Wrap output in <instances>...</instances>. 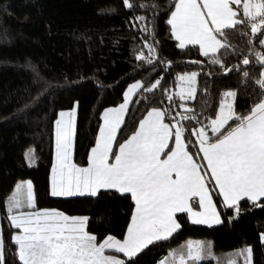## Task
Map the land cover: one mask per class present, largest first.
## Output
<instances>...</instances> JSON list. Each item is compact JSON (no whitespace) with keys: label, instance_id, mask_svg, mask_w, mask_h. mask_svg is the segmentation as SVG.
<instances>
[{"label":"trees","instance_id":"1","mask_svg":"<svg viewBox=\"0 0 264 264\" xmlns=\"http://www.w3.org/2000/svg\"><path fill=\"white\" fill-rule=\"evenodd\" d=\"M0 0V229L4 240L3 264H20L13 237L19 231L8 219L7 198L20 181H31L38 210H58L69 216L88 217L87 231L98 241L108 235L123 239L135 205L129 194L100 190L96 196L54 198L51 175L56 141L55 121L59 113L76 111L74 163L86 167L95 146L103 113L118 107L128 87L137 81L150 84L163 77L160 88L134 96L115 144L135 130L152 107H170L163 89H176V76L200 72L195 99L187 101L199 121L207 123L218 111L225 90H236L235 109L247 114L258 99L253 83L264 66L250 52L264 53L256 36H242L246 28L228 30L235 50H222L227 67L241 61V53L252 63L227 75L203 57L198 46L178 47L167 20L174 0ZM235 7V6H234ZM146 17L144 24L134 17ZM15 16V20L11 19ZM147 27L148 31H143ZM249 39L252 43L249 44ZM145 42L156 49L158 61L148 65L136 57L147 56ZM200 61L202 63H191ZM170 62V64L166 63ZM247 70L245 80L241 72ZM175 105L180 101L173 97ZM177 111H181L177 107ZM167 122V121H166ZM186 129L199 127L196 120L182 121ZM234 125V122H230ZM194 145L195 137L185 133ZM34 148L36 165L26 154ZM117 148L114 146L113 151ZM189 150L195 155V147ZM32 151V150H31ZM211 187V186H210ZM223 220L216 227L191 223L187 213L177 215L181 228L162 242L149 245L133 258L111 252L125 264H160L171 251L189 239L209 240L216 253L251 247L254 264H264V206L245 199L239 213L224 208L219 193L212 190ZM264 205V200L259 201ZM198 207V206H197ZM201 264H215L212 261Z\"/></svg>","mask_w":264,"mask_h":264},{"label":"snow or ice","instance_id":"2","mask_svg":"<svg viewBox=\"0 0 264 264\" xmlns=\"http://www.w3.org/2000/svg\"><path fill=\"white\" fill-rule=\"evenodd\" d=\"M123 3L128 9L134 7L130 0ZM133 19L140 24L146 21L143 15ZM167 24L180 49L198 46L200 54L227 75L252 63L249 55L241 53L239 64L225 65L222 50L232 49L235 54L228 30L246 28L240 35L256 36L264 45V0H174ZM143 31L147 32V27ZM145 48L147 56L141 51L138 60L148 65L160 62L152 44L145 42ZM250 55L264 66V53L253 51ZM241 75L245 80L250 78L247 70ZM199 76L198 71L177 74L178 91L163 89L170 107H152L138 122L137 130L117 146V133L132 102L130 98L140 92H154L161 87L163 77L150 84L132 83L123 102L103 113V125L86 167L78 166L72 158L75 110L59 113L55 121L57 164L52 169L51 195L96 196L101 189H115L131 196L135 210L123 239L108 235L98 241L86 230L88 217L36 209L31 181L21 182L7 198L8 219L19 230L13 241L20 264H125L106 252L114 250L133 258L149 245L169 240L181 228L177 220L180 213L189 214L194 224L221 223L212 190L219 193L224 208L236 213L245 199L264 206L259 204L264 200V71L253 81L259 89L258 99L247 114L235 109L238 92L225 90L218 111L207 123L199 121L186 103L195 99ZM174 96L179 98L178 106H173ZM191 120H196L199 127L186 129L182 121ZM186 132L195 137L194 145L186 141ZM190 146L195 147V155ZM26 158L31 163L34 153L30 151ZM194 201L198 211L193 208ZM251 252V248L242 249L227 264H239L240 257L243 264H250ZM3 257L0 229V264ZM210 258V245L189 240L160 264H201Z\"/></svg>","mask_w":264,"mask_h":264},{"label":"rangeland","instance_id":"3","mask_svg":"<svg viewBox=\"0 0 264 264\" xmlns=\"http://www.w3.org/2000/svg\"><path fill=\"white\" fill-rule=\"evenodd\" d=\"M11 19L12 20H15V16H11ZM176 91H178V89L176 88L175 89V91L174 92H176ZM135 96V95H134ZM134 96L133 97H131L130 99H131V101L134 99ZM131 104V103H130ZM130 106V105H129ZM129 109V108H128ZM128 109L126 110V113H125V115H124V117H123V122H124V119H125V117H126V114H127V111H128ZM68 112V111H67ZM59 118V117H58ZM75 121H76V111H75ZM103 125V124H102ZM122 125H123V123H122ZM122 125L120 126V128L122 127ZM120 128H119V130H120ZM119 130H118V132H119ZM118 134V133H117ZM74 143H75V134H74V137H73V149H74ZM55 146H56V141H55ZM31 150H32V152L34 153L35 151H34V148H31ZM30 150V151H31ZM30 151H27V153H29ZM35 156V155H34ZM27 161H28V159H27ZM36 163V161H34V162H31V163H29V161H28V164L30 165V166H34V165H36L35 164ZM21 182H26V181H20L19 183H21ZM18 183V184H19ZM33 185V184H32ZM106 190H109V189H106ZM113 190V189H112ZM15 191V190H14ZM117 191V190H116ZM33 192H34V198H35V191H34V186H33ZM211 194H212V191H211ZM54 197V196H53ZM73 197H76V196H73ZM54 198H71V197H54ZM212 199H213V201L215 202V199H214V197H213V194H212ZM198 205L195 203V201L193 202V208H194V210H199V208L197 207ZM181 214V213H180ZM188 217H189V220L191 221V218H190V215L188 214ZM220 217H221V214H220ZM221 220H222V218H221ZM222 222H223V220H222ZM222 222L221 223H219V224H215V223H213V224H211V225H209V224H195V225H200V226H207V227H216V226H219V225H221L222 224ZM192 223V222H191ZM194 224V223H193ZM189 240H191V241H202V242H206L208 245H210V247H211V252H212V256H213V258H210V259H206V260H204V261H202L201 263H204V262H209V261H212V262H214L215 264H227V261H228V259L229 258H232L233 256H234V254L235 253H237V252H239L240 250H242V249H245V248H251V247H248V246H245V247H243V248H240V249H238V250H235V251H233V252H230V253H222V254H219V253H216V251H215V249H214V244H213V242L212 241H209V240H194V239H189ZM189 240H187L185 243H183L180 247H182V246H184ZM262 241L264 242V235L262 236ZM179 247V248H180ZM178 249V248H177ZM252 250V249H251ZM110 252H115L114 250H108L107 252H106V254H108V255H113V256H115V257H117L118 259H121L120 257H118V256H116V255H114V254H112V253H110ZM172 252V251H171ZM139 254V253H138ZM137 254V255H138ZM169 256V254L168 255H166L163 259H165V258H167ZM128 258V257H127ZM122 260V259H121ZM239 264H243V257H240L239 258ZM250 264H254V262H253V253L251 252V260H250Z\"/></svg>","mask_w":264,"mask_h":264},{"label":"crops","instance_id":"4","mask_svg":"<svg viewBox=\"0 0 264 264\" xmlns=\"http://www.w3.org/2000/svg\"><path fill=\"white\" fill-rule=\"evenodd\" d=\"M74 157V149H73V153H72V158ZM74 161V159H73ZM57 164V158H56V146H55V152H54V160H53V167ZM51 178H52V175H51ZM101 190H106V189H101ZM109 190H112V189H109ZM115 190V189H113ZM123 194H126V193H123ZM83 196H89V195H83ZM111 253V252H110Z\"/></svg>","mask_w":264,"mask_h":264}]
</instances>
